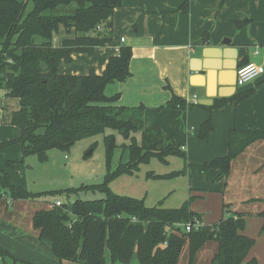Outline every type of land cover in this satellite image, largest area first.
Segmentation results:
<instances>
[{
    "label": "trees",
    "instance_id": "obj_1",
    "mask_svg": "<svg viewBox=\"0 0 264 264\" xmlns=\"http://www.w3.org/2000/svg\"><path fill=\"white\" fill-rule=\"evenodd\" d=\"M122 0H0V89L7 96L20 99L11 123L20 129L18 138L0 143L5 146L20 143L23 160L36 155L42 161L48 151H68L78 141L111 128L126 138L141 132V144L123 145L129 160L111 170L118 147L113 134L105 136L108 173L100 184L79 188L35 193L16 185L7 170L0 169V197L13 200L35 199L43 195L78 190H98L103 198L77 199L61 205L39 209L33 216V226L40 240L49 243L60 260L82 264H179L184 248L188 247L189 264H194L200 250L216 241L212 264H261L248 255L256 240L242 233L246 214L230 212L223 204L221 219L184 230V225L201 220V214L191 209L190 199L180 207H165L160 201L148 206L144 199L115 193L110 182L125 172H133L152 157L162 161L170 155L182 157L185 168L166 174L174 177L188 171L207 173L216 170L215 181L230 174L232 162L251 143L264 139V131H239L229 134V152L203 164H190L182 146L160 126H144L145 106H119L120 93L108 95L106 87L123 82L131 75L132 48L121 45L119 53L109 58L102 74L90 69L88 74H64L60 63L73 61L72 54H92L97 47L113 41V15ZM63 26L75 37L65 39L61 47L54 36ZM251 91L231 98L216 99L221 107L229 100H243ZM199 103L173 95L158 109H185ZM211 119L200 126L199 137L206 139L213 129ZM9 161L8 165H14ZM264 217V210L260 213ZM264 230V224L263 228ZM8 252L0 247V257Z\"/></svg>",
    "mask_w": 264,
    "mask_h": 264
},
{
    "label": "crops",
    "instance_id": "obj_2",
    "mask_svg": "<svg viewBox=\"0 0 264 264\" xmlns=\"http://www.w3.org/2000/svg\"><path fill=\"white\" fill-rule=\"evenodd\" d=\"M57 34L56 47L75 37V31L63 33L62 26ZM120 44L132 48L131 75L109 84L111 91L107 93V86L106 93H120L115 102L119 106L144 105V126L158 125L171 134L184 147L188 163L203 164L226 156L233 129L264 131V73L243 86L236 85L239 66L264 65V0H122L113 15V41L92 54H72V62L60 63V72L88 74L93 69L102 74ZM248 91L246 99L214 106L216 99ZM173 95L201 106L158 109ZM194 95L197 102L192 100ZM19 108V98L7 96L6 91L0 95V143L19 137L20 129L11 123ZM209 118L214 127L202 139L200 126ZM22 157L19 146L5 148L0 153V169L6 170L8 161L20 162ZM215 174V169L205 174L191 171L190 195L195 196L191 209L201 213L203 224L219 221L224 203L231 205V213H245L242 233L256 240L248 259L264 264V217L260 215L264 210V139L251 143L233 160L227 177L215 181ZM29 200L0 197V247L9 253L0 257V264H82L60 260L51 245L39 239L33 226L38 210L30 208ZM109 261L107 255L106 264Z\"/></svg>",
    "mask_w": 264,
    "mask_h": 264
},
{
    "label": "rangeland",
    "instance_id": "obj_3",
    "mask_svg": "<svg viewBox=\"0 0 264 264\" xmlns=\"http://www.w3.org/2000/svg\"><path fill=\"white\" fill-rule=\"evenodd\" d=\"M63 33H68L64 27ZM57 36H60V33ZM111 87V85L108 86L107 93L111 91ZM4 93L5 90L0 89V95ZM110 134L115 136L118 145L111 163V170H116L121 163H126L129 160L128 152L123 145L130 144L131 137L141 144L140 131L132 133L130 138H126L119 131L108 128L105 133L78 141L68 151L51 149L44 161L36 155L28 156L24 160L22 157V160L17 161L18 163L15 161L14 165H8V161L6 170L11 171L12 175H10L13 177L14 184H21L22 187L24 185V188L35 193L100 184L108 173L105 136ZM10 146H19L22 149L20 143H14L0 149V153ZM185 165V160L176 155L168 156L166 161L152 157L147 163H141L139 168L133 172H125L117 176L110 182V187L115 193L144 199L148 206H155L162 201L165 207H180L191 197V171L187 170L174 177H165V175L182 170ZM104 196L105 194L98 190H78L70 195L66 192L43 195L30 199L29 204L32 205L31 209L39 210L45 208L50 201L57 199L71 203L77 199L93 200ZM193 198L195 199V196H192V200ZM1 201L6 202L5 199H1ZM216 249V241H209L198 252L194 264H212L211 260ZM107 255L109 256L108 252ZM179 264H189L187 246L182 252Z\"/></svg>",
    "mask_w": 264,
    "mask_h": 264
},
{
    "label": "built area",
    "instance_id": "obj_4",
    "mask_svg": "<svg viewBox=\"0 0 264 264\" xmlns=\"http://www.w3.org/2000/svg\"><path fill=\"white\" fill-rule=\"evenodd\" d=\"M125 41L124 38L121 39L123 43ZM122 44L116 47V53H119L120 47ZM264 73V65L258 63H247L245 65L239 66L236 71V85L243 86L246 83L251 82L252 80L258 78L260 75ZM193 101L197 102V96L194 95ZM184 148V147H182ZM63 202L61 200H57L54 205H61ZM203 225L202 221L199 219H195L193 222L184 225V230L190 231L192 227H199Z\"/></svg>",
    "mask_w": 264,
    "mask_h": 264
},
{
    "label": "water",
    "instance_id": "obj_5",
    "mask_svg": "<svg viewBox=\"0 0 264 264\" xmlns=\"http://www.w3.org/2000/svg\"><path fill=\"white\" fill-rule=\"evenodd\" d=\"M228 85H234V84H231V83H229ZM201 103H202V104H206V102H204V101H203V102H201Z\"/></svg>",
    "mask_w": 264,
    "mask_h": 264
}]
</instances>
